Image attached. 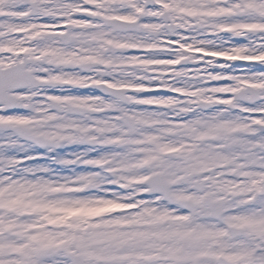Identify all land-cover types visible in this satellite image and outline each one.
Listing matches in <instances>:
<instances>
[{"label": "snow or ice", "instance_id": "1", "mask_svg": "<svg viewBox=\"0 0 264 264\" xmlns=\"http://www.w3.org/2000/svg\"><path fill=\"white\" fill-rule=\"evenodd\" d=\"M0 264H264V0H0Z\"/></svg>", "mask_w": 264, "mask_h": 264}]
</instances>
